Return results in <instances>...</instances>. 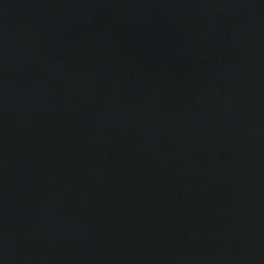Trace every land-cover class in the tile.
I'll return each mask as SVG.
<instances>
[{
    "label": "water",
    "instance_id": "95a60500",
    "mask_svg": "<svg viewBox=\"0 0 264 264\" xmlns=\"http://www.w3.org/2000/svg\"><path fill=\"white\" fill-rule=\"evenodd\" d=\"M0 264H264V0H0Z\"/></svg>",
    "mask_w": 264,
    "mask_h": 264
}]
</instances>
